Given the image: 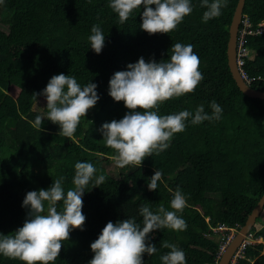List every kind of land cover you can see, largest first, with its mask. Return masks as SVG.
<instances>
[{
	"label": "trees",
	"instance_id": "1",
	"mask_svg": "<svg viewBox=\"0 0 264 264\" xmlns=\"http://www.w3.org/2000/svg\"><path fill=\"white\" fill-rule=\"evenodd\" d=\"M238 2L229 0L219 17L204 23L206 9L192 0L193 12L175 30L149 35L140 28V10L121 23L108 0H5L0 5V233L23 226L27 192L48 189L58 178L65 190L73 188L75 163L91 162L96 176L106 180L86 189L83 230L70 232L55 264H88L94 255L90 244L109 221L136 217L141 222L139 208L146 203L153 211L161 204L173 210L170 201L177 188L188 203L177 212L187 228L150 233L158 251L143 254L144 264H162L160 257L170 251L162 247L165 242L184 250L187 264H219L229 234L240 232L264 196V101L244 95L228 65L229 29ZM246 19L254 32L261 28L264 0H246ZM96 24L105 34L99 55L88 39ZM246 39L249 56L243 69L255 79L250 86L264 91V32ZM177 42L193 45L204 79L192 93L161 103L159 114L195 113L201 104L211 113L215 100L223 109L220 119L188 123L168 149L146 157L140 166L108 168L115 163V150L104 142L101 126L129 111L109 96L110 78L140 57L146 62L169 59ZM61 73L75 76L81 85L97 84L101 97L72 138L59 135V126L47 119L40 132L30 123L47 111L46 98L34 94ZM157 169L162 178L150 191L147 183ZM250 239L264 240V229L253 227ZM242 254L237 264H264V243L251 242ZM0 264L23 262L0 255Z\"/></svg>",
	"mask_w": 264,
	"mask_h": 264
},
{
	"label": "clouds",
	"instance_id": "2",
	"mask_svg": "<svg viewBox=\"0 0 264 264\" xmlns=\"http://www.w3.org/2000/svg\"><path fill=\"white\" fill-rule=\"evenodd\" d=\"M4 3L5 0H0V5ZM228 3L229 0H200V6L206 9L202 21L207 23L219 17ZM108 6L121 23L140 10V28L149 35L170 33L193 12L192 0H108ZM91 33L90 48L99 55L105 34L98 24L92 26ZM170 50L167 60L146 62L140 57L109 80V96L116 102L123 101L129 110L122 119L106 122L100 129L106 145L115 150L113 160L119 167L140 166L146 157L168 149L174 134L183 132L188 123L219 120L222 115L223 109L215 100L209 105L211 113L201 104L195 113L181 110L159 114L161 103L192 93L204 79L192 44L177 42ZM97 87L92 82L81 85L73 75H54L41 93L34 94L35 98L36 95L46 98V114L37 115L30 123L40 132L42 122L47 119L59 126V135L72 138L82 118L101 98ZM74 167L73 188L65 190L63 178H58L48 189L26 193L22 202V207L27 209L26 219L15 232L0 233V255L23 264H55L70 232L77 228L83 230L86 217L82 213V197L89 191L86 189L106 180L103 174L96 176L97 168L91 162L77 161ZM161 178L162 173L157 169L147 183L148 189L157 190ZM187 206L185 195L177 188L170 201L173 210L161 204L153 211L146 203L139 208L141 222L136 217L115 223L109 221L90 244L94 255L88 264H144L143 254L152 256L158 251L149 241V234L162 228L186 230L187 223L177 212ZM234 239L233 235L231 241ZM162 247L170 249L160 257L162 264H187L184 250L167 242Z\"/></svg>",
	"mask_w": 264,
	"mask_h": 264
},
{
	"label": "water",
	"instance_id": "3",
	"mask_svg": "<svg viewBox=\"0 0 264 264\" xmlns=\"http://www.w3.org/2000/svg\"><path fill=\"white\" fill-rule=\"evenodd\" d=\"M246 0H239L235 13L232 18V22L229 29V41L227 47L228 65L240 91L249 98L260 99L264 101V91L252 88L242 77L238 63H237V44L240 27L242 24L244 9ZM264 212V196L253 210L245 226L236 235L237 237L228 246L223 256L221 257L219 264H230L231 259L238 252L239 247L246 239L252 228L255 227L257 220L262 216Z\"/></svg>",
	"mask_w": 264,
	"mask_h": 264
},
{
	"label": "built area",
	"instance_id": "4",
	"mask_svg": "<svg viewBox=\"0 0 264 264\" xmlns=\"http://www.w3.org/2000/svg\"><path fill=\"white\" fill-rule=\"evenodd\" d=\"M244 23V28L242 30L239 31V36H238V44H237V63L240 69V72L242 74V77L244 78V80L251 85V83L255 80L254 78L249 77V75L244 71L243 69V65L245 64V58H247L249 56V50L246 47V43H247V39L246 36L249 34H261L264 32V24H261V28L258 29L257 32H254L251 29V23L250 21L246 20H242V24ZM253 235L250 236V238H252ZM233 238V235H229L226 241V244L228 243V241H231V239ZM251 242H256V241H252L250 240H245L242 243L241 249L239 250V252H237V254L235 255V257L232 260V264H237V260L239 258L242 257V253L243 250L247 247L248 244H250Z\"/></svg>",
	"mask_w": 264,
	"mask_h": 264
},
{
	"label": "rangeland",
	"instance_id": "5",
	"mask_svg": "<svg viewBox=\"0 0 264 264\" xmlns=\"http://www.w3.org/2000/svg\"><path fill=\"white\" fill-rule=\"evenodd\" d=\"M252 53V52H251ZM252 57H253V54H252ZM115 165H116V163H112L108 168H110V169H114L115 168ZM255 228L257 229V230H261V229H264V212L262 213V216H261V220H260V222H257L256 223V225H255ZM237 232H235V234H234V232L232 233V234H229V235H234L235 236V238L237 237L236 234ZM222 236H225V235H222ZM220 239V238H219ZM261 242H260V244H262V243H264V240H260ZM225 242V241H224ZM259 241H256L255 243H258ZM232 243V241H228V243L226 244L225 243V245H224V247H223V251L225 252L226 251V249L228 248V246L230 245ZM223 245V244H222ZM223 255L221 254V257H222ZM230 264H232V259H231V261H230Z\"/></svg>",
	"mask_w": 264,
	"mask_h": 264
}]
</instances>
